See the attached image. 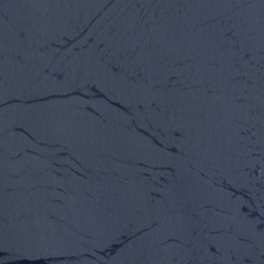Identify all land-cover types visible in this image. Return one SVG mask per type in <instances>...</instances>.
<instances>
[{
    "label": "water",
    "instance_id": "obj_1",
    "mask_svg": "<svg viewBox=\"0 0 264 264\" xmlns=\"http://www.w3.org/2000/svg\"><path fill=\"white\" fill-rule=\"evenodd\" d=\"M0 264H264V0H0Z\"/></svg>",
    "mask_w": 264,
    "mask_h": 264
}]
</instances>
